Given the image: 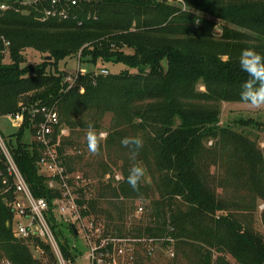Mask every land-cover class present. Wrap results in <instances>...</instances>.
Returning a JSON list of instances; mask_svg holds the SVG:
<instances>
[{"label": "trees", "instance_id": "16d2710c", "mask_svg": "<svg viewBox=\"0 0 264 264\" xmlns=\"http://www.w3.org/2000/svg\"><path fill=\"white\" fill-rule=\"evenodd\" d=\"M8 2L13 8L0 16V35L11 43V62L4 63L0 42V111L16 113L22 103L56 106L61 123L70 130L58 147L70 174L86 155H93L89 126L99 137L106 116H112L108 149H125L123 180L116 186L111 181L99 184V199L88 208L113 221L123 215V200L151 199L152 220L145 234L175 240L177 256L185 264H232L227 256L235 264H264V236L241 214L250 206H242L227 187L235 175L230 160L236 147L252 187L264 200V183L256 187L253 175L262 167V153L248 137L220 126L222 104L243 103L241 85L249 77L239 66L241 50L253 47L264 54V0H186V10L169 1L99 0L82 4L76 21L45 22L40 8ZM217 21L222 23L220 34L215 31ZM28 49L45 54L43 62L27 64ZM80 53L94 65L122 64L126 69L108 76L81 75L67 90V73L60 63ZM199 84L205 91L198 90ZM27 128L26 123L9 136L3 132L4 138L32 194L51 203L59 193L39 173V147L24 142ZM84 137L82 146L78 141ZM124 138H140L142 146H124ZM67 146L81 154L70 155ZM101 148L98 138L97 150ZM137 165L151 182L145 184L143 175L134 190L127 178ZM97 169L102 176L111 171L104 163ZM0 171L6 173L2 157ZM150 188L156 198L149 196ZM5 198L0 196V264H42L27 242L14 237V214ZM78 203L84 207L85 201ZM53 229L62 251L71 256L55 221ZM42 248L49 264H57L51 248Z\"/></svg>", "mask_w": 264, "mask_h": 264}, {"label": "built area", "instance_id": "2783aa9c", "mask_svg": "<svg viewBox=\"0 0 264 264\" xmlns=\"http://www.w3.org/2000/svg\"><path fill=\"white\" fill-rule=\"evenodd\" d=\"M98 1L33 0L32 6L41 9L42 22L49 20L76 21L79 18L77 12H79L82 4H91ZM171 1L186 10V0ZM11 8L13 6L8 2H0V16ZM82 24L78 21L79 26H82ZM0 42L4 47V51L1 52L5 56L4 60L6 56L10 58L11 43L1 35ZM79 56H81V53ZM95 73L104 76L110 74L107 69H100ZM81 75H86L83 70L66 75L65 82L69 85L67 90L72 89ZM1 119H6L10 126L14 125L18 130H21L26 123L29 127H32V142L39 147L40 152L37 163L39 173L48 178L50 189L59 193V196L51 203L45 198H36L32 194L30 186L11 154L0 124V157H2L6 169L5 174L0 171V196L5 198L10 194L13 195L11 200L5 198L6 205L11 208L14 214L11 225L13 235L16 239L29 244L36 260H39L42 264H49V256L42 248V244L51 248L57 264H76L77 260L81 258L86 261L85 264H128L127 256L130 255L133 260L135 253L140 251L142 247L147 249L148 254L153 253L154 244L157 242L156 238L125 235L104 237L102 230L91 221L87 226H83V248L75 245L70 246L68 243V251L71 256L67 257L62 251L53 229L54 221L55 225L62 229L63 224L68 223L65 222L67 217L73 216L83 222V218L85 220L89 214L83 215V211H78L81 207L78 203L81 200L79 198L81 192L78 188L81 179L68 172L64 160L58 152L62 137L67 135V130L61 123L59 111L56 106L49 107L41 103L28 106L22 103L20 104V110L16 113L3 114L0 111V122ZM143 211V207L138 208L139 214ZM73 225L68 223L67 229L75 238L77 235L71 233V228H73V231L75 228ZM67 238L64 233V240ZM168 239L170 240V238ZM172 256H174V252H172ZM5 264L11 263L5 261Z\"/></svg>", "mask_w": 264, "mask_h": 264}, {"label": "rangeland", "instance_id": "374dc122", "mask_svg": "<svg viewBox=\"0 0 264 264\" xmlns=\"http://www.w3.org/2000/svg\"><path fill=\"white\" fill-rule=\"evenodd\" d=\"M10 0H3V2H8ZM160 2H170L171 0H158ZM20 2L25 6H32L33 0H20ZM9 3V2H8ZM220 21H217V26L215 31L217 34H220L221 29ZM248 34H254L249 33ZM46 55L39 53L37 51L28 49L25 52V58L27 64L30 65H37L43 62V59ZM227 57H224L226 59ZM6 64L11 62L10 58L6 56L4 60ZM60 68L62 71H66L67 74L77 73L79 70H83L85 74L90 72H96L100 69H107L109 73H116L123 69H126V66L122 64H106L105 66L101 65H94L89 58H84L81 56H76L73 58H67L65 61L60 63ZM66 74V75H67ZM73 75V74H72ZM199 91H205V87L202 84H199L197 87ZM25 99V97H22ZM112 116H106L104 123L101 127L99 132V142H102V152L101 149L97 152H93V155L89 156L86 155V158L81 162V164L77 167V171L74 174L75 177L80 178L81 181L78 183L79 192L81 195L79 198L85 201L84 207L79 208L78 211L82 212L84 210L89 211V216L83 222L75 219V217H67L65 222L70 224H74L73 226L77 229L78 235L77 237H73L69 230L67 229L68 223H64L62 230L64 231L65 235L68 237L67 240L70 246H77L79 248H83V241H84V231L83 226H87L89 222L93 221L95 226L99 227L104 237H115L119 235H125L130 237H148L149 235L145 234V228L151 222V216L153 214L152 206H151V199L146 200L142 198L140 200H123L122 209L123 215L121 219H116L110 221L103 215L96 214L92 212L90 204L98 201L99 197L98 194V186L99 184H107V182L111 181L114 186H116L120 181L123 180V175L121 173V169L125 161L122 159V155L125 152V149H120L118 147L117 151L110 152L108 146L106 145V140L109 136V130L111 125ZM241 121H247V124H239ZM253 121V123H249ZM0 124L2 125V130L4 133L9 136L19 130L16 126H10L6 119H1ZM220 126L222 128H230L233 132H236L240 135L248 137L250 140L255 142L257 145L256 147L262 153V160L259 163V169L255 170L254 172L255 177L257 179V185H261L264 183V106H260L259 108L250 106L245 103H226L224 102L221 107V115H220ZM67 130V135H70V130L64 126ZM66 135V136H67ZM65 136V137H66ZM33 132L32 127L27 128V132L24 136V142L31 141L32 142ZM86 138H82L79 144L84 146V141ZM213 142L208 144L210 147ZM79 147L80 149L82 148ZM70 155H76L77 153L80 155L81 151H75L76 148L73 147H66L65 148ZM84 152H88L86 148H82ZM231 155L230 160V168L234 169L233 178L230 177L228 179V188L231 190V196L235 197L241 201L242 206L247 204L250 207L246 208L244 211H241V214L247 216L254 228L256 234L264 236V200L260 194V191L257 188H253L251 184V174L248 173L247 168L245 169L242 161V154L239 150L235 147ZM106 164L110 167V170L106 175L102 176L101 172L97 169V165ZM97 164V165H96ZM230 168H227V173L230 174ZM232 169V170H233ZM149 174L147 172L144 173V183L148 184L151 182V178H149ZM263 187V186H262ZM264 188V187H263ZM148 189V188H147ZM155 192H153L150 188L148 191L149 196H153ZM262 198H261V197ZM156 198V195L154 196ZM153 198V199H154ZM102 201V200H101ZM105 207V206H104ZM143 207L144 211L139 214L138 208ZM241 209V208H240ZM117 214V213H116ZM78 220V221H77ZM157 242L154 244V251L150 255L147 252L145 247H142L140 251L136 252L134 255V259H131V256H127L128 264H185L183 261L184 259L181 257L178 258L177 256V248H176V241L173 239H164V238H156ZM172 252H174V256H172ZM218 255H215L216 258ZM228 260L235 264V260L231 256H227ZM6 261V260H5ZM3 261L2 264H5ZM181 262V263H180ZM86 261L81 258L77 260L76 264H85Z\"/></svg>", "mask_w": 264, "mask_h": 264}, {"label": "clouds", "instance_id": "9594fccd", "mask_svg": "<svg viewBox=\"0 0 264 264\" xmlns=\"http://www.w3.org/2000/svg\"><path fill=\"white\" fill-rule=\"evenodd\" d=\"M239 66L249 77L241 85L240 100L256 108L264 106V54L259 53L253 47L244 48L239 55ZM87 141L89 150L95 152L98 135L91 125L87 133ZM121 143L124 146L134 145L136 149L142 146L140 138H124ZM143 175L144 169L142 167L133 166L127 178L128 184L135 190Z\"/></svg>", "mask_w": 264, "mask_h": 264}, {"label": "water", "instance_id": "95a60500", "mask_svg": "<svg viewBox=\"0 0 264 264\" xmlns=\"http://www.w3.org/2000/svg\"><path fill=\"white\" fill-rule=\"evenodd\" d=\"M48 59H51V58L49 57ZM74 233H75L76 235H78V231H77L76 228H74Z\"/></svg>", "mask_w": 264, "mask_h": 264}]
</instances>
